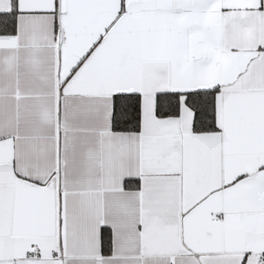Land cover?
<instances>
[{
	"label": "snow or ice",
	"instance_id": "6c2138e0",
	"mask_svg": "<svg viewBox=\"0 0 264 264\" xmlns=\"http://www.w3.org/2000/svg\"><path fill=\"white\" fill-rule=\"evenodd\" d=\"M0 264H264V0H0Z\"/></svg>",
	"mask_w": 264,
	"mask_h": 264
}]
</instances>
